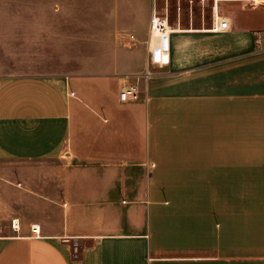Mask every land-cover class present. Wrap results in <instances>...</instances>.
Listing matches in <instances>:
<instances>
[{
    "label": "crops",
    "instance_id": "obj_1",
    "mask_svg": "<svg viewBox=\"0 0 264 264\" xmlns=\"http://www.w3.org/2000/svg\"><path fill=\"white\" fill-rule=\"evenodd\" d=\"M211 1L165 55L115 0L85 69L0 72V264H264V0Z\"/></svg>",
    "mask_w": 264,
    "mask_h": 264
},
{
    "label": "rangeland",
    "instance_id": "obj_2",
    "mask_svg": "<svg viewBox=\"0 0 264 264\" xmlns=\"http://www.w3.org/2000/svg\"><path fill=\"white\" fill-rule=\"evenodd\" d=\"M153 2L171 24L207 23L212 16L211 0ZM115 7V0H0V72L85 69L98 60L101 25L110 24Z\"/></svg>",
    "mask_w": 264,
    "mask_h": 264
},
{
    "label": "built area",
    "instance_id": "obj_3",
    "mask_svg": "<svg viewBox=\"0 0 264 264\" xmlns=\"http://www.w3.org/2000/svg\"><path fill=\"white\" fill-rule=\"evenodd\" d=\"M165 18L159 16V20L157 21L156 18H154V15L152 16L151 21V39L159 46L160 50L162 51V54L165 55L168 52V36L165 33ZM228 25L227 19H221L220 21V27L225 28ZM133 38V35H131ZM138 96L137 93V87L135 85H130L128 87H125L121 93L120 97L122 100H126L129 97L136 98ZM12 227L14 230L18 231L20 229V223L18 218H14L12 220ZM32 230L39 235L41 232V226L40 224H32Z\"/></svg>",
    "mask_w": 264,
    "mask_h": 264
},
{
    "label": "bare ground",
    "instance_id": "obj_4",
    "mask_svg": "<svg viewBox=\"0 0 264 264\" xmlns=\"http://www.w3.org/2000/svg\"><path fill=\"white\" fill-rule=\"evenodd\" d=\"M154 18H156V20L158 21L159 20V15H155ZM165 24H167V20L165 18V21H164ZM13 220V219H12ZM20 222V221H19Z\"/></svg>",
    "mask_w": 264,
    "mask_h": 264
}]
</instances>
